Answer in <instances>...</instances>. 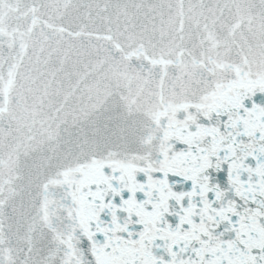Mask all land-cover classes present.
Returning <instances> with one entry per match:
<instances>
[{"label": "snow or ice", "instance_id": "1", "mask_svg": "<svg viewBox=\"0 0 264 264\" xmlns=\"http://www.w3.org/2000/svg\"><path fill=\"white\" fill-rule=\"evenodd\" d=\"M0 264H264V0H0Z\"/></svg>", "mask_w": 264, "mask_h": 264}]
</instances>
